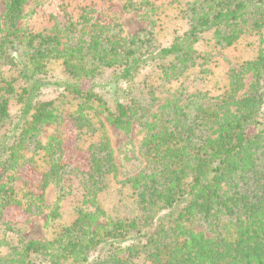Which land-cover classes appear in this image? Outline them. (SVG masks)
<instances>
[{"label": "trees", "instance_id": "16d2710c", "mask_svg": "<svg viewBox=\"0 0 264 264\" xmlns=\"http://www.w3.org/2000/svg\"><path fill=\"white\" fill-rule=\"evenodd\" d=\"M28 1L0 18V264H264V0H127L150 22L135 36L87 4L19 26ZM107 125L141 140L115 152ZM46 208L43 241L6 217Z\"/></svg>", "mask_w": 264, "mask_h": 264}, {"label": "rangeland", "instance_id": "374dc122", "mask_svg": "<svg viewBox=\"0 0 264 264\" xmlns=\"http://www.w3.org/2000/svg\"><path fill=\"white\" fill-rule=\"evenodd\" d=\"M127 0H111L110 2H100L99 0H78L71 1L68 6L65 7L64 0H29L23 8L24 18L18 25H28L33 29H43L51 27L53 24L52 18L64 19L67 12L77 11L79 6L90 5L96 11L97 14L103 19L116 18L117 22L121 25L124 36H135L150 27V22L141 13L135 12H121L120 7ZM136 3L140 0H131ZM156 3H164L166 0H151ZM4 11V0H0V18ZM158 25V24H156ZM158 28H156L157 30ZM167 38L161 39L162 44L167 43ZM244 56L242 52L236 49L226 50L220 52L217 57L221 61L220 71H224L229 64L241 59ZM247 83L249 78H247ZM50 92V91H49ZM52 96V93H46L45 97ZM263 121H264V109H263ZM107 134L110 140L112 149L116 150L127 140L132 141L134 144H138L141 140L142 134L137 127H134L128 135L116 130L112 126L107 125ZM67 142L65 145L66 156L69 158L70 163L78 168H84L87 164L84 154L79 153L74 148V134L72 133V127L68 124L65 128ZM64 132L53 126L46 127L40 135V140L45 142L48 137L52 135L64 136ZM34 183H38V179L32 178ZM65 192L68 193L67 199L62 205V214L66 216L70 209L80 200L77 190L76 182L69 180L65 183ZM57 196L56 188L51 185L46 190L45 204L51 207ZM46 208L40 216H27L18 209H10L6 217L9 219L12 225H15L20 230V235L26 240L43 241L46 238V215L48 214Z\"/></svg>", "mask_w": 264, "mask_h": 264}]
</instances>
